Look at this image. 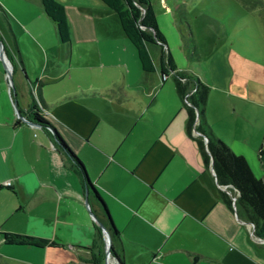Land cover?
<instances>
[{"label":"crops","instance_id":"1","mask_svg":"<svg viewBox=\"0 0 264 264\" xmlns=\"http://www.w3.org/2000/svg\"><path fill=\"white\" fill-rule=\"evenodd\" d=\"M28 1L32 9L17 4L11 37L0 31L13 86L0 60L2 255L91 264L96 253L88 209L100 206L88 192V208L84 204L80 179L53 138L15 116L13 100L30 119L25 113L36 81L39 112L102 199L118 231L123 264H264V241L234 204L220 198L224 186L187 135L170 76L160 75L151 56L153 69L140 68L115 13L100 0H56L68 27L63 44L39 0ZM0 11L4 15L1 5ZM201 81L208 85L205 121L259 177L264 104L247 96L248 85L231 86L221 73ZM3 231L57 245L5 244Z\"/></svg>","mask_w":264,"mask_h":264},{"label":"trees","instance_id":"2","mask_svg":"<svg viewBox=\"0 0 264 264\" xmlns=\"http://www.w3.org/2000/svg\"><path fill=\"white\" fill-rule=\"evenodd\" d=\"M107 8L112 10L118 20L122 33L133 46L140 68L151 71L153 63L147 50L148 44L158 48V68L161 76H170L175 93L181 101L185 112V131L196 144L202 163L212 169L214 179L219 186V196L231 207L234 204L236 212L252 226V233L264 241V124L260 143L256 150V157L261 169V175L255 177L245 159L232 152L210 129L204 118V105L208 93V85L201 81L197 75L178 70L173 58L168 51L164 37L158 30L155 16L149 0H100ZM244 3V0H240ZM43 13L52 21L58 40L67 44L69 40L68 27L62 5L56 0H39ZM192 54L196 56L195 48ZM34 93H31V102L25 113L31 120L40 124L48 135L52 137L48 127H52L54 135L63 149L52 142L60 153L70 160V166L78 175L82 187H87V192L92 198V203L99 205L94 210L96 218L107 228L110 237L109 255L114 256L118 264H123L120 246L118 245V231L114 227L107 209L87 178L81 162L69 149L57 131L40 114L38 106L40 99L35 92L36 81L31 83ZM35 84V85H34ZM231 196H234L232 199ZM94 233L91 248L96 250L91 254L88 262L103 264V237L97 225H93ZM2 242L14 245H29L40 247L57 244L46 239L20 235L10 232H1Z\"/></svg>","mask_w":264,"mask_h":264},{"label":"rangeland","instance_id":"3","mask_svg":"<svg viewBox=\"0 0 264 264\" xmlns=\"http://www.w3.org/2000/svg\"><path fill=\"white\" fill-rule=\"evenodd\" d=\"M149 1L178 68L201 80L221 73L231 86L248 85L247 96L264 104V0ZM17 4L32 9L28 0H0L4 12L0 11V31L7 37H11L8 25L20 16ZM148 52L157 62L158 48L148 44ZM2 250L0 264H68L41 257L9 259Z\"/></svg>","mask_w":264,"mask_h":264},{"label":"water","instance_id":"4","mask_svg":"<svg viewBox=\"0 0 264 264\" xmlns=\"http://www.w3.org/2000/svg\"><path fill=\"white\" fill-rule=\"evenodd\" d=\"M0 60L2 61L3 65H4V69L6 72V78H7L8 84L12 90L13 86H12V79H11V67H10V63L7 61V59L5 58V56L3 54V48H2L1 40H0ZM13 105H14L15 116L17 118L22 119L23 121H25L28 124L40 127L39 123H37V122H35V121L25 117V116H22L20 114L19 110L15 106L14 100H13ZM48 129H49L50 133L52 134L53 140L63 149V147L59 144L58 140L56 139V137L54 135V130L52 129V127H48ZM86 195H87V187H84V204L88 208V201H87ZM88 213L91 215L95 224L97 225V227L100 229V231L102 233V237H103V264H107L106 256L109 255V247H110L109 232H108L106 226L96 218L95 214L91 211V209H88ZM109 257H110L111 261L113 262V264H118V262L114 256L109 255Z\"/></svg>","mask_w":264,"mask_h":264},{"label":"built area","instance_id":"5","mask_svg":"<svg viewBox=\"0 0 264 264\" xmlns=\"http://www.w3.org/2000/svg\"><path fill=\"white\" fill-rule=\"evenodd\" d=\"M32 93H34V87H31ZM233 199V198H232ZM251 225V224H250ZM106 262L107 264H113V262L111 261L109 255L106 256Z\"/></svg>","mask_w":264,"mask_h":264}]
</instances>
